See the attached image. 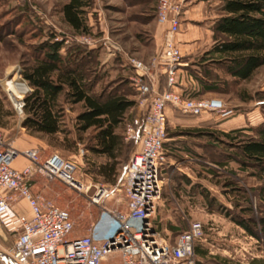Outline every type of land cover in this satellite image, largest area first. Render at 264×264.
I'll return each instance as SVG.
<instances>
[{
  "label": "rangeland",
  "instance_id": "374dc122",
  "mask_svg": "<svg viewBox=\"0 0 264 264\" xmlns=\"http://www.w3.org/2000/svg\"><path fill=\"white\" fill-rule=\"evenodd\" d=\"M63 2L64 0H0V122L3 123L0 127V148L10 146L16 149L21 140L29 139L33 148L39 150L40 158L55 153L65 160L74 161L77 166L76 175L92 185L106 187L113 193L107 199L106 205L123 212L121 177L128 159L138 148L136 141L126 137V127L134 125L145 110V105L140 104L142 97L131 84L132 73L128 59L133 57L146 61L159 51L160 42L155 43L152 36L154 28L157 27L154 20L156 0H92L88 13L90 30L87 34L73 32L64 22L60 13ZM49 33L54 39L63 40L64 49L62 48L61 53L65 47L68 50L75 45L89 52L81 63L90 93L120 94L134 102L114 129L124 142V147L115 159L114 172L108 180L97 174V167L107 163V160L89 150L93 143L92 130L80 132L76 129L75 117L82 110L81 103L66 102L63 92L58 95L57 103L61 108L60 129L63 132L52 135L28 134L20 126L24 115L19 117L13 110L11 90L16 91V85L13 87L11 83H19L18 75L21 74L23 66L31 61L36 46ZM106 45H114L118 50L107 53ZM200 57V54L193 56L188 65L196 66L194 62H198ZM188 67L194 71L195 67ZM211 77V81L217 84V93H206L194 98L216 96L232 107L235 115L251 111L255 104H258L259 110L261 108L264 111V64L242 81H216ZM158 81L161 83L159 77ZM205 114L207 113H203ZM173 116L192 118L179 111H173ZM210 117L213 121L210 120L209 124L198 128L167 117L164 142L169 136L179 134L180 137L175 138L179 149L173 152L175 156L166 154L161 168L160 200L151 217L152 227L165 241H172L177 232L187 228L190 221L198 220L203 225V238L195 246L206 251L204 256L196 257L200 264H264V235L260 229V219L264 218V201L261 200V203L257 194L250 192L258 185V182L254 183L248 176L254 170L246 168L240 174L244 175L242 182L247 188L246 194L250 197L252 211L243 207V198L236 194L233 199L241 201L243 211L238 210L237 206L230 211L236 218L255 221V224L249 226L255 234L254 237L220 213L209 215L211 211H190L187 207L190 186L180 184L183 181L180 177L184 175L183 172L201 177H205L204 173L208 172L217 189L227 179L234 177L229 176V172H237L235 164H217L229 159V153H236V149L232 147L234 144H228L229 141L221 135L223 128L217 124L222 121L217 120L214 115ZM206 143H212L215 147L207 146ZM178 165H186L183 172L176 169ZM209 169H213L214 173ZM30 179L34 193L68 212L73 222L68 238L87 232V227L98 211L88 203L86 196L57 181H47L39 173L31 174ZM260 184L264 186V178ZM12 240L13 235L0 228V264H12L7 254ZM100 264L121 263L117 253H109Z\"/></svg>",
  "mask_w": 264,
  "mask_h": 264
},
{
  "label": "built area",
  "instance_id": "2783aa9c",
  "mask_svg": "<svg viewBox=\"0 0 264 264\" xmlns=\"http://www.w3.org/2000/svg\"><path fill=\"white\" fill-rule=\"evenodd\" d=\"M181 10L179 0H156L154 20L162 28L159 51L146 61L128 59L133 72L130 81L142 97L140 104L145 110L136 120V127H126V137L136 141L138 148L121 177L123 212L106 205L113 195L106 187L92 185L76 175L74 161L55 153L40 158L36 148H0V226L13 235L7 251L12 264H100L109 253H117L121 264H195L194 247L203 238L200 221H190L172 241L161 238L151 224L160 200V171L166 158L163 143L167 111L174 109L193 117L207 113L220 121L234 116L235 111L220 98L188 97L180 89L187 78L176 40ZM105 49L107 53L118 50L114 45H106ZM160 76L163 85L159 88ZM18 77L19 83L10 82L16 85V93L11 91L12 107L21 117L23 96L30 88ZM17 157H23L28 165L15 169L12 163ZM33 173L86 196L88 203L97 208L84 235L67 237L73 228L68 212L32 191ZM16 199L24 200L27 214L13 208Z\"/></svg>",
  "mask_w": 264,
  "mask_h": 264
},
{
  "label": "trees",
  "instance_id": "16d2710c",
  "mask_svg": "<svg viewBox=\"0 0 264 264\" xmlns=\"http://www.w3.org/2000/svg\"><path fill=\"white\" fill-rule=\"evenodd\" d=\"M91 4L92 0H64L62 3L60 7L62 19L73 32L77 34L89 32L88 13ZM216 13L217 17L213 19L210 26L212 44L201 58L221 62L225 72L231 77L236 80H246L254 70L264 64V0H219ZM62 48L64 49L63 40L54 39L49 33L47 38L36 46L31 61L23 66L20 75L30 91L23 96L24 117L20 126L30 135L34 133L52 135L63 132L60 129L61 108L57 103L58 95L63 92L66 102L81 103L82 110L75 117L76 129L80 132L87 129L92 130L93 143L89 146V150L107 160V163L97 167V174L108 180L113 175L115 159L124 147V142L114 129L122 120L124 112L133 106L134 102L120 94L95 95L90 93L86 86L88 84L85 81L81 63L83 57L88 56L89 52L83 51L79 45L68 50L65 47L64 52L61 53ZM188 66L184 69L198 82L202 91L218 90L215 81H211V76L213 80L219 81L217 76L201 68L196 73L189 70ZM130 70L133 73L131 68ZM2 126L3 123L0 122V127ZM221 135L229 141L228 144H234L232 147L236 149V153H229L230 158L217 163L218 165L227 166L233 163L240 168H257L260 173L264 174V123L255 127L221 132ZM177 136L179 134L171 135L163 143L165 154L172 156L173 152L179 149L178 141H175ZM206 145L215 147L212 143H206ZM209 171L214 173L213 169ZM236 175V173L229 172V176L236 177ZM253 175V171L248 173V176ZM180 177L183 180L180 184L189 185L188 177L184 175ZM233 178L224 182L226 186H236V179ZM192 187L199 188L200 194L206 200V207L216 210L212 212L220 213L231 219L248 235L255 236L249 227L250 224H255V221L232 216L230 210L223 207L213 197H209L204 188L194 184L190 186V192ZM234 190L238 193L237 188ZM257 190L264 200V186H259ZM239 195L243 198V204H245L243 207L247 211H252L250 197L245 192ZM237 204L235 202L234 206ZM260 224L264 235V218L260 219ZM205 253L206 251L199 249L197 245L194 247L195 255L204 256ZM195 264L200 263L195 260Z\"/></svg>",
  "mask_w": 264,
  "mask_h": 264
},
{
  "label": "crops",
  "instance_id": "0c3cea01",
  "mask_svg": "<svg viewBox=\"0 0 264 264\" xmlns=\"http://www.w3.org/2000/svg\"><path fill=\"white\" fill-rule=\"evenodd\" d=\"M181 2V14H180V30L176 35L177 44L182 56V61L186 63V66L188 65V62L191 63V59L193 56L200 54L202 57V54L206 52L211 44V30L210 26L212 24L213 19L217 17L216 13V6L219 4V0H179ZM157 27L153 30V40L155 43H159L161 40V34H162V28L156 24ZM200 57V58H201ZM196 66L189 65L190 67H195L194 72H199V68L205 69L209 71L210 73L214 74L219 78V80H231V81H238L231 77L229 74H227L224 70L223 64L221 62H214V60L211 59H204L201 58L198 62H194ZM185 70V69H184ZM186 71V70H185ZM255 71V70H254ZM187 72V71H186ZM221 73V75L219 74ZM208 76H206L207 78ZM158 81V87H162V77H159ZM209 80V78H208ZM242 81V80H239ZM180 89L183 91L185 95H189L190 97H198L202 96L206 93H217L215 91H202L198 82L187 73V78L185 81L181 82ZM210 97H216V96H210ZM218 98V97H217ZM222 100V99H221ZM223 101V100H222ZM256 102L254 101V104ZM260 104V103H259ZM258 104H255L253 109L249 112H242L241 114H236L228 119L222 120L218 126H222L223 129L222 132H227L232 129L236 128H247V127H255L262 123H264V111L259 107H257ZM174 109H170L167 111V117L168 119L171 118V120L175 121H181L185 122L186 124H189L188 126L191 127H199L201 125H207L210 123V120H212V117H210V114L203 113L198 116H194L192 118L183 119V118H176L173 116ZM208 115V116H207ZM213 121V120H212ZM184 123V124H185ZM2 134L0 133V138ZM180 137V136H177ZM33 148V144L29 141V139H23L20 141V144L16 146V149L19 151L27 150ZM233 164V163H232ZM25 165H28V162L23 157H17L14 159L12 166L15 169H22ZM236 166V177L234 176V179H236V186H226L224 185L217 189V187L213 184L210 174L208 172H205V177L196 176L192 174H188L186 172H183L182 169L184 166H176V169L180 172H183L186 177L189 179V186L197 185L201 188H204L208 196L213 197L217 202L221 203L223 207H225L227 210L233 211V208L237 206V209L239 210L242 207L241 201L237 199H233L236 194L239 196L240 193H248L246 186L243 184L242 179L244 178V175H240L246 168H240L238 165ZM254 170V175L250 176L252 180L255 182H258L257 187H254L253 190H250V192H255L257 194V197L260 199L259 201L262 203L261 200L263 198L258 194L257 188L261 186V179L264 178V174L260 173L257 168L252 169ZM190 195L188 196V205L187 207L190 209V211H211L208 214L214 215L217 214L216 211L211 208H207L205 204V198L202 194L199 192L198 187H192ZM235 188L238 189V193ZM232 189V190H231ZM231 194V195H230ZM241 197V196H240ZM15 200V199H14ZM264 201V200H263ZM237 202L238 204L234 206V203ZM13 208L21 213H28V209L26 207V204L24 200H18L13 201ZM159 208V207H158ZM218 215V214H217ZM223 216V215H222ZM240 227V226H239ZM1 228V226H0ZM242 228V227H240ZM244 230V229H243ZM250 236V235H249ZM197 258L201 257L200 254H196Z\"/></svg>",
  "mask_w": 264,
  "mask_h": 264
},
{
  "label": "bare ground",
  "instance_id": "6f19581e",
  "mask_svg": "<svg viewBox=\"0 0 264 264\" xmlns=\"http://www.w3.org/2000/svg\"><path fill=\"white\" fill-rule=\"evenodd\" d=\"M11 85L14 87L13 83H11ZM13 89V88H12ZM12 91V90H11ZM12 93H16L15 90L13 89Z\"/></svg>",
  "mask_w": 264,
  "mask_h": 264
}]
</instances>
